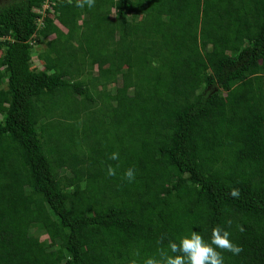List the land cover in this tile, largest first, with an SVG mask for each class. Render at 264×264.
I'll return each instance as SVG.
<instances>
[{"label":"trees","instance_id":"16d2710c","mask_svg":"<svg viewBox=\"0 0 264 264\" xmlns=\"http://www.w3.org/2000/svg\"><path fill=\"white\" fill-rule=\"evenodd\" d=\"M51 1L0 2V264H142L216 226L224 264H264V0Z\"/></svg>","mask_w":264,"mask_h":264},{"label":"clouds","instance_id":"9594fccd","mask_svg":"<svg viewBox=\"0 0 264 264\" xmlns=\"http://www.w3.org/2000/svg\"><path fill=\"white\" fill-rule=\"evenodd\" d=\"M69 4L73 0H67ZM96 0H75L77 8L95 7ZM109 159L116 161L119 159V153L113 152ZM116 169L109 165L107 167L108 176H116ZM136 171L134 168H128L123 174V178L128 182L135 179ZM231 197L239 198L240 190L232 188L230 190ZM231 225V221L227 222ZM239 227V226H238ZM239 230L244 231L243 227ZM231 233L226 229L216 226L211 229V235L208 241L196 230H191L189 234L180 236L176 240H168L166 247L163 246L164 238L161 237L159 243L162 245L157 249V254L148 256L142 261V264H224V252H230L238 255L242 251V247L233 243L230 239ZM133 259L129 264H141L138 261L139 251L133 252Z\"/></svg>","mask_w":264,"mask_h":264},{"label":"rangeland","instance_id":"374dc122","mask_svg":"<svg viewBox=\"0 0 264 264\" xmlns=\"http://www.w3.org/2000/svg\"><path fill=\"white\" fill-rule=\"evenodd\" d=\"M5 1H8V0H0V2H5ZM52 38H53V36H52ZM43 48H44L43 46L40 47V49H43ZM34 49H35V51L33 53V65L34 66H38L39 68H41V66H39L41 63L38 61V59L36 57L37 53L39 52V47H35ZM111 87H113V85ZM35 234L37 236H40L42 240H47L48 239L47 236H45V234H43L41 232L35 233Z\"/></svg>","mask_w":264,"mask_h":264},{"label":"built area","instance_id":"2783aa9c","mask_svg":"<svg viewBox=\"0 0 264 264\" xmlns=\"http://www.w3.org/2000/svg\"><path fill=\"white\" fill-rule=\"evenodd\" d=\"M51 5H54V2L51 1V0H43V3H42V7L41 9H35V12L39 13V14H42L43 17L45 16L46 14V11L47 10H51Z\"/></svg>","mask_w":264,"mask_h":264}]
</instances>
